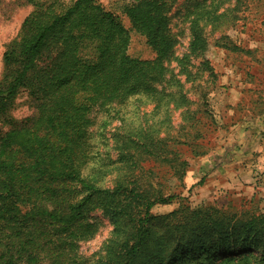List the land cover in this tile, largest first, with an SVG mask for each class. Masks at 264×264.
Wrapping results in <instances>:
<instances>
[{"label":"trees","instance_id":"trees-1","mask_svg":"<svg viewBox=\"0 0 264 264\" xmlns=\"http://www.w3.org/2000/svg\"><path fill=\"white\" fill-rule=\"evenodd\" d=\"M24 1L33 11L3 54L0 112L28 91L38 114L0 136V264H74L78 243L97 232L89 217L98 211L114 219L122 235L107 246L105 264H171L177 256L183 260L174 264H264V212L254 199L182 207L162 217L170 223L164 242L149 252L153 223L160 220L153 208L178 196L164 192L154 169L182 179L189 162L175 147L204 154L192 145L195 133L129 131L118 139L120 173L113 186L103 187L100 174L87 171L94 110L110 112L137 97L154 112L190 102L197 105L192 114L203 112L217 74L203 62L209 85L195 87L201 77L192 59L208 50L207 25L237 19L243 0ZM230 3L232 10L225 8ZM176 15L191 37L181 57ZM134 32L145 37L154 58L130 55Z\"/></svg>","mask_w":264,"mask_h":264},{"label":"rangeland","instance_id":"rangeland-1","mask_svg":"<svg viewBox=\"0 0 264 264\" xmlns=\"http://www.w3.org/2000/svg\"><path fill=\"white\" fill-rule=\"evenodd\" d=\"M119 1L129 3L130 0ZM233 5L234 3L227 4L225 8L232 10ZM32 11L33 6L24 0L0 2V82L6 74L3 54L11 42L19 39L22 25ZM235 14L238 15L237 19L229 16L221 26L207 25L205 31L209 39L208 50L203 56L192 59L193 70L201 77L195 87L209 85L205 82L208 72L203 70V62H210L217 74L215 86L207 91V104L203 112L192 114L197 109L195 102L180 109L171 107L165 111L154 112L152 103L145 98L136 97L125 104H113L110 112L96 109L91 115L93 160L87 171L89 174H100V184L103 187L113 186L120 173L118 139L129 131H160V136L170 134L172 137L188 132L198 135L192 145L197 147L198 152H205L204 154L195 155L188 145L175 147L181 153L180 157L189 162L182 179L168 174L167 168L154 169L155 181L163 183L161 186L164 192L178 196L170 203L157 205L152 210L153 215L160 220L153 223L150 253L161 247L170 225L168 219L162 217L182 207L196 209L212 203L221 207L230 202L238 206L245 200H251L248 199L251 196H242L233 187H222L217 183L218 180L213 184L209 182L213 173L220 172L228 165L263 162L259 156L264 153L261 151L264 139V0H243ZM172 27L178 37L176 53L181 57L188 52L190 33L187 24L179 15L175 16ZM87 49L91 53V47ZM129 53L140 59L155 57L145 37L135 32L132 34ZM176 64L174 62L173 67ZM187 88L190 89L191 86L188 85ZM193 92L192 89L191 100H194ZM187 109L189 111L186 120L183 115ZM37 114L36 102L28 91H21L9 110L0 112V136L14 124L35 118ZM189 139L193 140V137L190 136ZM146 166L150 167L152 164L148 162ZM231 170L230 168V173ZM234 170L237 173L242 170L244 173L245 168ZM247 170L248 174H243V177L249 182L264 176V165L256 168L251 165ZM242 181L244 182V178ZM251 190L244 189V193ZM261 194L264 195V192ZM258 206L260 208V204ZM89 218L97 226V232L91 238L78 243L74 264H105L107 246L120 241L122 235L116 229L114 219L108 214L98 211ZM169 259H172L171 264L176 259V263L183 260L181 256ZM44 264H49V261Z\"/></svg>","mask_w":264,"mask_h":264},{"label":"crops","instance_id":"crops-1","mask_svg":"<svg viewBox=\"0 0 264 264\" xmlns=\"http://www.w3.org/2000/svg\"><path fill=\"white\" fill-rule=\"evenodd\" d=\"M261 145H262L261 151L264 152V139ZM259 157L263 161L262 163L256 164V162H254V164L252 163L250 165L247 163H245V165L244 163L241 165H235V164L228 165V167H224V169H222L220 172L213 173V175L209 179V182L213 184L215 183L216 180H218L217 183H219V185H221L222 187H230V188L233 187L234 188L233 190L239 191L240 195L251 196L250 198L248 197V199H254L258 205L260 204V208L264 211V195L261 194L264 192V176L253 179V181L251 180L250 182L249 180H246L245 177H243V174H248L247 169L250 168L251 165L252 166L254 165L255 168L259 167L260 165L261 167L264 165V153ZM230 168L232 169L231 173L229 172ZM236 168H241V169L245 168V171L243 173V171L241 170V172L237 173L234 170ZM243 178H244V182L242 181ZM244 189L246 190L252 189V190L249 191L248 193L247 192L244 193ZM245 198L247 199V197Z\"/></svg>","mask_w":264,"mask_h":264}]
</instances>
